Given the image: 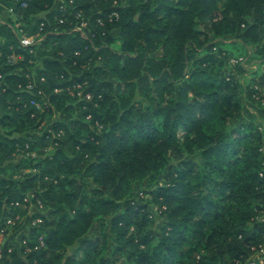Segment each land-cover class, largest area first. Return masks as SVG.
Segmentation results:
<instances>
[{
    "label": "trees",
    "instance_id": "obj_1",
    "mask_svg": "<svg viewBox=\"0 0 264 264\" xmlns=\"http://www.w3.org/2000/svg\"><path fill=\"white\" fill-rule=\"evenodd\" d=\"M5 1L0 264H252L264 132L243 113L264 102V0ZM237 47L262 66L245 86Z\"/></svg>",
    "mask_w": 264,
    "mask_h": 264
},
{
    "label": "rangeland",
    "instance_id": "obj_2",
    "mask_svg": "<svg viewBox=\"0 0 264 264\" xmlns=\"http://www.w3.org/2000/svg\"><path fill=\"white\" fill-rule=\"evenodd\" d=\"M13 18V17H12ZM264 33V30H262V34ZM225 42H230L231 39L230 38H226ZM118 44H115L114 48H118ZM221 48H223L222 45H220ZM236 50L231 51L232 55H233V59L231 60L232 63H235L236 61L239 62H243L244 64L246 63L247 65L251 63V67L249 66V73L246 74L245 76V81L241 80V83H243V86H245L249 80L251 79H257L259 76V70L258 68H262V66H258L255 64L256 61L253 62H248L246 60V55L244 54V50L241 47H237L235 48ZM253 63V64H252ZM252 68V69H251ZM260 97H254V100H245V107H244V113H243V121L245 122H253L256 125H258L260 127V129L264 132V103L262 101H259ZM162 177L159 178V180L157 182H162ZM149 181L145 180L143 183L141 184H137L135 186L134 189V196L136 199L142 201V200H146L148 198V196H146V194L144 193V191L148 188L149 185ZM141 203H144L143 201ZM149 211L151 212V214L154 216L155 220H156V229L159 230L161 223L163 221V217L160 215V212L158 211L156 206L150 205L148 207ZM36 212H40L39 209L35 208V207H29L25 213L16 221V223L12 224L13 226H19L18 230H13L10 231V233L8 234V236L14 235L15 238L17 240H19V238L21 237V235L23 233H25V230L28 229V224H29V220L30 217L32 216L33 213ZM11 225V226H12ZM11 230V229H10ZM4 240L3 236L0 237V241ZM263 249V247H261ZM251 263L252 264H262L263 262V258L261 257V253L256 252L252 257H251Z\"/></svg>",
    "mask_w": 264,
    "mask_h": 264
},
{
    "label": "built area",
    "instance_id": "obj_3",
    "mask_svg": "<svg viewBox=\"0 0 264 264\" xmlns=\"http://www.w3.org/2000/svg\"><path fill=\"white\" fill-rule=\"evenodd\" d=\"M84 27H85V24H81V26L80 27H77L75 30L81 32L82 28H84ZM39 39L40 38L38 36H31V35L30 36H27V35H23L20 38V45L22 47H25V48L26 47H30V46H33L34 44H36L39 41ZM261 91L263 92V95H264V90H261ZM12 224H14L13 221H11V220L7 221V225H12ZM260 253H261V257L263 258L264 257V248L263 249L262 248L260 249Z\"/></svg>",
    "mask_w": 264,
    "mask_h": 264
},
{
    "label": "crops",
    "instance_id": "obj_4",
    "mask_svg": "<svg viewBox=\"0 0 264 264\" xmlns=\"http://www.w3.org/2000/svg\"><path fill=\"white\" fill-rule=\"evenodd\" d=\"M9 20H14L11 7L5 0H0V23H6ZM1 44L2 41L0 40V46Z\"/></svg>",
    "mask_w": 264,
    "mask_h": 264
}]
</instances>
